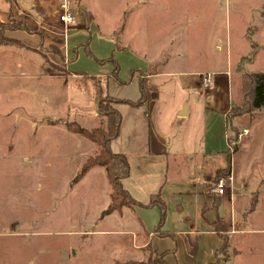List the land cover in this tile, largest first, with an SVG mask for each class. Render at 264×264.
Instances as JSON below:
<instances>
[{"label": "rangeland", "instance_id": "1", "mask_svg": "<svg viewBox=\"0 0 264 264\" xmlns=\"http://www.w3.org/2000/svg\"><path fill=\"white\" fill-rule=\"evenodd\" d=\"M47 1L52 11L50 18L57 21L58 0ZM68 1L76 16H89L99 23L100 33L95 31V40L101 38L106 42L111 37L115 40L113 46L123 42L132 50L141 51L164 47L173 40L179 43H176L178 48L189 61L181 65L189 66L191 71L204 61L203 67L214 69L227 68L230 64L231 100L243 111L247 106L242 92L243 76L264 71V0ZM3 4L4 0H0V6ZM36 11H27L25 18L37 20ZM10 22L11 18L0 24L10 25ZM102 33L109 36L102 38ZM172 33L177 37L169 35ZM196 51L204 54V61L199 65L191 62ZM102 54L103 51L98 52L99 56ZM54 56L47 46L32 51L0 44V264H151L148 242L152 249L173 251L176 248V232L182 229L176 218L181 197L170 198L161 230L170 231L172 235L162 238L156 234L149 238L150 233L157 232L155 228L161 222V212L156 206L124 207L122 211L104 214L113 192L104 167L92 166L78 176L88 158L97 152L86 144L97 145L68 129L74 122L87 129L100 126L102 117L96 114L94 83L84 73L71 78L65 71L55 70L59 64L52 62ZM89 60L83 57L78 66L98 73L104 65H109ZM122 90L131 95L138 93L134 86L124 87L114 80L109 81L111 95L118 96ZM178 96L174 102L182 100ZM169 110L165 111L164 119L170 116ZM209 115L210 111H205L200 122L207 118L209 123ZM234 123L241 133L245 128L248 133L241 136L229 160V153L225 152L227 144L223 141L224 118L214 120L210 136L214 135L216 148L221 146L225 150L222 156L217 154L218 163L231 166L236 185L246 184L247 192L259 190L261 198L264 192V106L243 113ZM183 139L185 132L179 138L178 148L182 150ZM130 160L135 175L138 160L133 155ZM189 163H185L179 177L184 174L190 177ZM172 171L165 172L169 178L165 190L178 193L177 176ZM132 179H126L125 185L131 194L139 196ZM182 186L183 192L189 191L188 182ZM227 199L225 197L226 203ZM261 202L256 211L259 219L264 217V197ZM222 212L224 210L219 208V213ZM187 238L183 237L186 247L191 244ZM173 257L171 254V259Z\"/></svg>", "mask_w": 264, "mask_h": 264}, {"label": "crops", "instance_id": "2", "mask_svg": "<svg viewBox=\"0 0 264 264\" xmlns=\"http://www.w3.org/2000/svg\"><path fill=\"white\" fill-rule=\"evenodd\" d=\"M62 1H57L59 9ZM47 6V0H31L28 3L23 2V0H4V4L0 6V10H2L0 12V22L9 21L10 18H13L26 23L29 29L38 31L34 33L26 30L8 31L9 35L6 33L8 38L18 39L23 43L22 46H14L24 47L32 51L41 48V46L58 47L61 54L54 52L55 56L52 58V62L56 65L59 64V67H54V69L65 71L67 77L71 78H77L81 73L90 76L94 83V99H96L98 86H101L104 91L110 94V80H114L115 83L124 87L134 86V88H137V95H131L129 91L122 90L120 95L114 96L119 100H123L119 103V106L115 105L119 113L122 114V121L121 133L113 139L111 145L114 152L124 153L128 160H130V155L138 160L136 177H133L135 175L132 173L131 164L130 176L123 179L124 187L132 193L125 185V181L133 178L139 196L131 195L138 203L148 204L150 197L157 192H162L167 206H169L172 196L179 195L181 197V200L177 201L180 212L176 218L182 229L176 232V248L173 251L170 248L163 250L156 248L155 250H158V252L168 251L165 259L169 264H225L224 261L217 263L216 258V253L223 244L222 238L216 233L215 229V220L219 210L208 211L205 214L202 213V210L205 201L204 186L214 183L219 170L230 168L233 181L232 184L227 186L228 193L221 195L222 205L220 208L224 212L219 213L226 219L232 229L229 233L231 257L228 264H264V217L259 219L256 216L257 209L261 207L264 192L260 198L261 193L259 190L247 192L246 184L236 185V177L232 167L221 166L218 163L217 154L221 155L225 150H222L221 146L216 148V139H212L214 135L210 136L211 131L214 129V120L218 121L222 116L225 126L223 141L227 144V151L225 152L229 153L230 160V152L235 150L228 141L229 131L226 122L227 113L235 105L230 95L232 72L230 64L227 63L229 66L221 69L203 67L206 62L203 60L204 54L196 51L191 62L196 65L203 63V61L204 63L191 71L188 65V67L181 65L189 61L186 60L187 55H185V52L178 48L179 45L176 44L178 42L172 40L164 47L142 51L132 50L129 45L123 42H119L118 46H113L115 43L114 38L111 39L110 37L108 39V37L106 40L109 41L105 40L106 42H102L101 38L95 40V31L100 33L99 23L94 21L95 19L93 20L89 16L86 18L80 15L76 16L77 13L74 12L77 24L66 27L60 19H57V21L51 20L50 14L52 11ZM34 9L37 10L38 18L41 17L40 20L37 18V20L30 21L25 18L26 12L34 11ZM173 33L169 35L177 37V34ZM39 35H42L43 40ZM104 35L109 36L102 33L100 37L103 38ZM99 51H103L100 56L98 55ZM110 56L114 57L120 67L119 80L113 77L117 64L114 62H111L112 64L109 62L104 63L109 65L101 63ZM83 57L89 58L90 62L94 60L104 66L102 68L98 67L100 68L98 73L89 72V70H85L86 68L83 69L78 66V62ZM47 63L50 64L49 61ZM135 70V76L132 77V72ZM212 72L215 74V83L213 87L204 88L201 84V76ZM185 76L191 78L186 80ZM141 78L153 82L155 89L151 93L150 101L134 106L125 101L136 102L140 99L139 80ZM165 89L167 90L164 92ZM178 95L181 96L182 100L174 102L178 99ZM164 96L170 97L171 99H168L171 101ZM184 106H187L188 114L182 117L180 114ZM96 108L98 110L96 114H99L97 99ZM167 108H170V116L164 119ZM205 111H210L209 123H207V118L202 123L200 122L204 118ZM200 123L201 130L196 136ZM184 132L185 139L182 141L184 149L182 150L178 147L180 145L179 138ZM82 143H84L83 140ZM88 143L86 145H89L88 147L92 150L96 149V153H98V145L94 146ZM196 143L197 148L195 147ZM187 162H191L189 167H192V169L190 168L187 171L190 177L186 174L179 177ZM169 169H172L173 174L177 176L175 180L179 184L178 189L180 191L178 193L171 191L167 193L165 190L169 179L166 177L165 172ZM187 182L190 185L189 191L183 192L182 185ZM251 194L258 197L252 199ZM225 197L228 198L227 203ZM252 200L257 203L255 207L252 205ZM183 226H187V228L183 229ZM165 232L170 233V231ZM155 234L160 236L159 238L164 237L161 236V232L157 231L154 234L150 233L149 238ZM184 236H188L186 240L191 243L187 246L188 248L183 242ZM171 254L174 256L173 259H171Z\"/></svg>", "mask_w": 264, "mask_h": 264}, {"label": "trees", "instance_id": "3", "mask_svg": "<svg viewBox=\"0 0 264 264\" xmlns=\"http://www.w3.org/2000/svg\"><path fill=\"white\" fill-rule=\"evenodd\" d=\"M0 44L1 45H18L22 46L23 43L18 39L8 38L6 36V32L10 30H22L28 32H38L37 30L29 29L28 25L22 21L11 19L10 25L0 24ZM50 49L55 53H60L59 49L50 46ZM92 54L90 51H87ZM105 62H114L113 56L104 59L101 61L102 64ZM116 69L113 72V77L116 80H119L120 67L118 64L116 65ZM136 70L132 72V77L135 76ZM121 83H124L120 81ZM140 82V90L141 95L140 99L134 101H125L134 106L150 101L151 93L155 89V85L153 82L145 78H141ZM243 95H245V101L247 102V106L245 110H242V107L233 105L229 112L226 115V122L229 131L228 141L229 143L237 148L239 143L240 135L242 134L239 131V127L236 126L234 120L237 117H240L245 112H250L251 110H258L264 106V71L259 72H250L246 73L243 76V86H242ZM96 99L99 105V114L102 117V121L100 126L96 128H84L80 126L77 122L71 123L68 126V129L72 132L79 133L86 137L88 140H91L96 145H98L99 150L94 156L88 158L87 162L83 166V171L79 175L85 174L88 170L91 169L92 166L100 165L103 166L106 172V175L110 179V183L112 186V200L109 204L108 210L104 214H108L114 211H122L124 207H135V206H145L147 208H154V206L158 207L161 212V222L156 226V231L161 232V236H171L172 233L165 232L161 230L162 225L164 224L165 217L167 215L168 206L163 198L162 192L154 193L150 197V201L148 204L144 205L140 202L138 203L130 191H128L123 185V179L130 176L131 173V163L128 160L127 156L122 153H116L112 149L111 142L113 139L117 138L121 133V121L122 114L119 113L115 104L123 101L122 99L115 98L110 95L108 92L104 91L101 86L97 87L96 90ZM230 168L227 170H219L218 178L222 177V175H226L229 177L231 175ZM76 176V177H78ZM205 189V201L202 213L205 214L208 211H218L221 204L222 197L218 193L213 192V184H206L204 186ZM257 203L252 202L253 207H255ZM215 229L216 233L220 235L223 240L222 246L218 249L216 253L217 263L220 261H224L225 264L229 263L231 257V239H230V231L231 226L228 224L226 219H224L219 213L217 214L215 220ZM149 248L151 249L152 255L150 260L151 264H169L165 257L168 254L167 251L158 252V250L152 249L149 243Z\"/></svg>", "mask_w": 264, "mask_h": 264}, {"label": "built area", "instance_id": "4", "mask_svg": "<svg viewBox=\"0 0 264 264\" xmlns=\"http://www.w3.org/2000/svg\"><path fill=\"white\" fill-rule=\"evenodd\" d=\"M59 19L61 22L64 23L66 27H72V25H76V17L73 11V6L70 5V2L68 0H63L60 4V16ZM201 84L204 88H210L213 87L215 83V74L212 73H206L201 76ZM246 133H248V129L245 128L244 133L240 135L243 136ZM233 176L229 177H220L217 178L216 181L213 183V192L218 193L219 195L226 194L227 186L228 184H232Z\"/></svg>", "mask_w": 264, "mask_h": 264}, {"label": "water", "instance_id": "5", "mask_svg": "<svg viewBox=\"0 0 264 264\" xmlns=\"http://www.w3.org/2000/svg\"><path fill=\"white\" fill-rule=\"evenodd\" d=\"M187 114H188V112H187V106H184L183 109H182V112H181L180 116L183 117V116H185Z\"/></svg>", "mask_w": 264, "mask_h": 264}]
</instances>
